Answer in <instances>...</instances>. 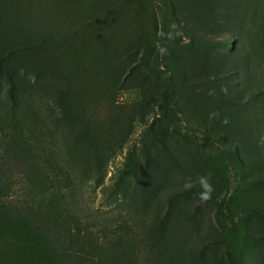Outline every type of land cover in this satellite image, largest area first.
I'll list each match as a JSON object with an SVG mask.
<instances>
[{"label": "rangeland", "instance_id": "1", "mask_svg": "<svg viewBox=\"0 0 264 264\" xmlns=\"http://www.w3.org/2000/svg\"><path fill=\"white\" fill-rule=\"evenodd\" d=\"M0 264H264V0H0Z\"/></svg>", "mask_w": 264, "mask_h": 264}, {"label": "clouds", "instance_id": "2", "mask_svg": "<svg viewBox=\"0 0 264 264\" xmlns=\"http://www.w3.org/2000/svg\"><path fill=\"white\" fill-rule=\"evenodd\" d=\"M222 122L227 123V118H225ZM197 184L200 187V191L197 193L200 202L206 203L208 200L212 199L215 189L212 185L210 176L208 175L198 176L195 181H193L191 177H188L186 178L184 187L186 190H190L191 188L195 187Z\"/></svg>", "mask_w": 264, "mask_h": 264}]
</instances>
